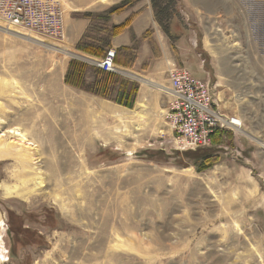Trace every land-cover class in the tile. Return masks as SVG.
I'll return each instance as SVG.
<instances>
[{
	"label": "rangeland",
	"instance_id": "obj_1",
	"mask_svg": "<svg viewBox=\"0 0 264 264\" xmlns=\"http://www.w3.org/2000/svg\"><path fill=\"white\" fill-rule=\"evenodd\" d=\"M56 1L63 22L75 8L94 9L91 33L105 37L102 14L124 0ZM149 2L162 29L164 22L181 37L179 46L199 48L186 66L209 81L218 108L242 119L260 143L242 129L222 130L229 141L210 146L220 160L197 171L168 120L137 106V92L126 107L66 84L71 60L94 66L0 30V128L42 129L38 148L47 145L34 165L45 182L25 198L10 176L14 159L0 158V264H264V0ZM42 40L91 59L66 38ZM116 74L139 87V79ZM93 75L85 74L86 84ZM37 105L47 113L39 128L15 121ZM59 131L65 151L55 142Z\"/></svg>",
	"mask_w": 264,
	"mask_h": 264
},
{
	"label": "built area",
	"instance_id": "obj_2",
	"mask_svg": "<svg viewBox=\"0 0 264 264\" xmlns=\"http://www.w3.org/2000/svg\"><path fill=\"white\" fill-rule=\"evenodd\" d=\"M0 21L14 31L42 39L63 42L66 38L63 10L56 0H0ZM115 51L106 50L102 58L90 63L103 71L117 73ZM169 86L168 120L177 148L195 150L210 147L215 129L241 130L243 120L222 112L215 103L208 80H201L176 64L167 70Z\"/></svg>",
	"mask_w": 264,
	"mask_h": 264
},
{
	"label": "crops",
	"instance_id": "obj_3",
	"mask_svg": "<svg viewBox=\"0 0 264 264\" xmlns=\"http://www.w3.org/2000/svg\"><path fill=\"white\" fill-rule=\"evenodd\" d=\"M106 9L107 8H104L99 11H105ZM92 11H94V9L84 5L82 9L77 8L76 10L74 9L64 14L66 42L69 45L75 47L78 40L86 33L92 20L86 15L83 16L82 13ZM133 12L136 14L130 24L122 32L111 38L110 46L114 51H116L117 48H127V50L123 52V56L119 53L117 58L118 60L125 63L128 62L132 65H124L122 62L114 64L117 69L130 71L134 73V75L143 77L151 82L147 83L140 80L141 82L138 87L135 103H137V106H141V110L146 107L147 114L157 115V118L161 117L162 120H164L165 117L161 111H163L164 114L168 112L170 96L157 87V85L163 87L169 86L166 75L169 64L174 63L186 69H188L186 65L192 66V58L195 54V50H191L189 45L187 48L188 50H184V44L179 46L177 42H179L181 37L173 30L169 29L168 33H165L154 16L149 0H134L127 8L110 15L107 20H104L102 28L123 24ZM147 30L150 32L143 37ZM134 40L136 41L135 49L131 48ZM81 53L87 55L86 53ZM90 57L91 59H99L94 56ZM179 63H185V65H179ZM93 74V71L89 68L86 71V78L89 81L92 80ZM134 115H137V111H134ZM164 122L168 125L167 121ZM169 130L172 134L171 129Z\"/></svg>",
	"mask_w": 264,
	"mask_h": 264
},
{
	"label": "trees",
	"instance_id": "obj_4",
	"mask_svg": "<svg viewBox=\"0 0 264 264\" xmlns=\"http://www.w3.org/2000/svg\"><path fill=\"white\" fill-rule=\"evenodd\" d=\"M163 0H152L155 4L158 2H162ZM129 2L128 0H124L118 4H115L111 6L107 12L102 14V18L104 20H107L108 17L114 13H118L122 10H124L128 6ZM136 13H132L130 17L120 25H111L108 28H103L107 34L105 37L95 36L91 33V29L93 28L91 22L88 30L86 33L83 34V36L79 39V41L76 43L75 48L83 53L92 55L94 57L102 58L106 53V48L111 46L110 39L111 37L116 36L120 32H122L131 22L133 17ZM84 15L88 16L93 19L94 15L91 12H86ZM164 27L166 28L165 31L168 33V29L163 23ZM95 29V28H94ZM150 31L147 30L143 37L147 35ZM135 40L132 44L131 48L135 49ZM197 48V47H196ZM196 51H200L199 48L196 49ZM127 48H117L115 51V56L113 59V63H124V65L131 66L132 64L128 62H123L121 60H118L117 56L119 53L123 56V52H125ZM90 68V66L82 61L78 60H71L68 64V68L66 70L65 76H64V83L69 84L71 86L86 90L88 92H91L95 95H98L102 98H107L113 102H116L120 105L131 107L133 105V101L136 95V92L138 90V85L135 83H130L124 81L118 74L108 71H103L98 67H92V70L95 74V79L90 83L86 84L85 82V74L86 71ZM118 85V89L116 91L113 89L114 85ZM115 91V96L112 95V91ZM226 134L220 130L215 129L212 134V142L215 144L229 141V137L224 138ZM224 139V140H223ZM210 148H197L195 150H185L184 156L186 158L192 159V160H198L199 164L196 168L197 171H203L215 163H217L220 160V156L218 153H216L215 149ZM215 151V152H214ZM148 151L144 150L143 154H147ZM160 155H164V152L160 150ZM146 158V157H144ZM11 231H14L15 236L20 234L18 229L14 228L12 224H10L9 228H7V232L10 233ZM8 240V239H7ZM20 240L17 241V244ZM9 249V247H8ZM7 249V256L10 252V250ZM11 256H15L14 253L11 254Z\"/></svg>",
	"mask_w": 264,
	"mask_h": 264
},
{
	"label": "bare ground",
	"instance_id": "obj_5",
	"mask_svg": "<svg viewBox=\"0 0 264 264\" xmlns=\"http://www.w3.org/2000/svg\"><path fill=\"white\" fill-rule=\"evenodd\" d=\"M99 2L101 4H106V3H108V0H100ZM1 27H0V30H3L5 32H9V33H14L16 35L23 36L24 38H26V39H28L30 41L37 42V43L42 44L43 46H45L47 48H51V49H53V50H55V51H57L59 53H62V55L64 54V55H69V56H76V57H80L82 59L85 58V60L87 62L92 61V59H89V58H87L85 56L82 57L78 53H74V52L68 50L65 47H58V46H55V45H52V44H47V43H45V41H43L39 37L32 36V35H28V34H25V33H21L19 31H14L10 27H6V26L5 27L4 26H1ZM118 72L121 73V74H123V75H125V76H129V77L130 76L131 77L133 76L136 79H139V80H141L143 82L145 81L147 83H151V82H149L147 79H145L143 77H137L136 75H134V73H132L130 71H127V70H119L118 69ZM157 87H159L161 90H164L165 89L163 86H160V85L159 86L157 85ZM39 107L40 106L37 105V108H33L31 110L30 109H23L22 111L20 110L21 112H28L29 111L30 114L27 115V116H25V118L24 117H21L18 114L15 117L16 118L15 121L16 120L17 121L23 120L25 122L28 121V122H31L34 127L36 126L37 128H39L38 127L39 126V123L42 120L41 117L47 116V113L45 111H43L41 113H37ZM115 111L112 110V109L110 110V112H111L112 115H116L118 113V112L116 113ZM3 121L4 120L0 118V123L3 122ZM77 126L78 125H76V130L79 128V126L78 127ZM1 127L2 128H0V158L11 157V158L14 159L15 164L18 166V170H16L10 176H12V179L13 180L19 182L23 186V187H21L22 192H19V193L21 195L20 197L25 198L28 194L34 193L35 191L39 190L41 188V186H43V184L45 182V180L43 179V176L44 175L42 176L43 170L41 169V167H37V166L35 167L34 166L38 162V156L37 155H39L41 151H44V150L47 149V145L46 144L42 145L41 146V149H39L38 148L39 145H38V142H37L38 141V137L39 136H44L45 133H44V131L42 129L36 130V132L33 133L30 130L29 131L27 130L29 128L26 129L24 127H20L19 124L17 125V124H14V123L12 125H8L6 127H4V126H1ZM64 127H66V126L63 125V128ZM60 131H62V130H60ZM60 131L59 132H56V134H55V142L58 143L59 145H61V141H62ZM241 131L247 133L251 138H253L254 140H256L257 142L260 143V140H258L253 135L249 134L248 132L244 131L243 129ZM79 139H80V133L78 131V135L76 134V136L75 137H72L71 140L73 142H78ZM61 146H62V148H64L63 151H65V149H66L65 146L64 147H63V145H61ZM62 167H64V166H62ZM54 174H56V173H54ZM57 185H58V183H57ZM8 188H10V187L8 186ZM12 189H14V187H12ZM17 189H19V188H17ZM8 192H9V190H8ZM76 193L77 192H75V194ZM70 198H71V196H70Z\"/></svg>",
	"mask_w": 264,
	"mask_h": 264
}]
</instances>
